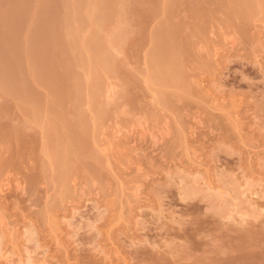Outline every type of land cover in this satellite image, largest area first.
<instances>
[{
    "label": "rangeland",
    "instance_id": "1",
    "mask_svg": "<svg viewBox=\"0 0 264 264\" xmlns=\"http://www.w3.org/2000/svg\"><path fill=\"white\" fill-rule=\"evenodd\" d=\"M0 264H264V0H0Z\"/></svg>",
    "mask_w": 264,
    "mask_h": 264
},
{
    "label": "bare ground",
    "instance_id": "2",
    "mask_svg": "<svg viewBox=\"0 0 264 264\" xmlns=\"http://www.w3.org/2000/svg\"><path fill=\"white\" fill-rule=\"evenodd\" d=\"M161 131V130H160ZM153 133V132H152ZM163 135V134H162ZM163 138V137H162Z\"/></svg>",
    "mask_w": 264,
    "mask_h": 264
}]
</instances>
